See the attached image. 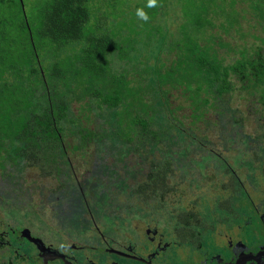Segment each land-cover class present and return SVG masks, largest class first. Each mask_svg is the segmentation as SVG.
<instances>
[{
  "label": "trees",
  "instance_id": "obj_1",
  "mask_svg": "<svg viewBox=\"0 0 264 264\" xmlns=\"http://www.w3.org/2000/svg\"><path fill=\"white\" fill-rule=\"evenodd\" d=\"M6 1L0 0L2 3ZM17 1L20 16L17 28L29 33L26 36L31 51L24 55L25 67L18 68V61L11 59L8 48L3 47V43L8 41L14 45L15 41L18 43L17 38L21 35H10L8 31L13 23L4 19L5 28L0 29L1 74L11 78L16 72L23 81L24 95L17 100V114L7 117L6 123L0 121V132L5 138V141L2 139L0 142V151L4 150L6 153L2 157L8 158L13 165L16 164V169L20 171L26 167V161L56 162L57 154L62 151L58 146L64 143L67 135L64 131L67 130L72 131L79 140V144H76L78 149L92 142L100 145L107 143L105 139L111 140L114 145L112 152H118L122 156L118 159L122 160L132 152L138 153L143 160L147 158H144L145 153L147 155L149 151L159 152L162 157L157 159L158 156L155 155L150 174L146 173L142 180L136 177L139 180L136 189L132 183H128V176H124L119 182L124 191L130 187L132 192L145 193L142 198L148 199V193L164 197L174 187L165 178V167L170 156L174 155L173 149H164L163 146L166 143L177 144L179 165L182 164L180 167L185 170L182 175L187 176L185 181L194 185L199 183L195 169L197 165L193 163L199 162V159H191L189 153L197 150L198 157L202 155L205 156L204 161H211L216 158L215 153L205 147L214 143L189 132L180 119L175 114L173 116L168 90L164 85L178 80L175 76L177 72L179 77L180 72L174 71V79L166 76L163 87L160 86L155 93L140 84L144 90L138 98L131 87L124 85L129 82L130 72L116 71L113 61L109 59L119 50L120 42L116 36L119 32L110 30V17L98 5L97 0H48L49 3L40 11V22L35 24L36 31L27 22L28 17L21 1ZM95 4L102 16L98 17L97 9L98 14H94L93 18L92 12L97 8ZM211 15L208 22L192 24L195 30H207V34L203 35L207 37V42L208 38H213L211 35H215V32L211 31L219 24ZM260 18L264 19V16ZM232 19L221 20L217 27L232 31L230 25L236 21ZM207 25L209 26L206 27ZM195 30L189 35L196 36L199 43L203 38ZM262 40L263 46L259 45V48L249 54L242 51V57L230 63L217 56L214 48L206 42L202 44V54L199 51L201 45L194 41L189 42V46L184 49L187 88L192 93L197 109L193 115L202 118L211 112L215 113L216 118L210 119L212 121H208L209 124L220 130L225 141H222L223 144L234 138L231 142L236 144L238 159H242L252 169L253 174L260 167V155L257 151L251 155L249 150L260 142L262 136L256 133L253 137L244 132V118L229 105L226 95H231L237 86L235 82L238 81L241 83L240 88L250 94L260 92L258 99L264 104V39ZM70 50L73 51L69 53ZM44 61L48 62L47 69L43 66ZM182 74L186 76V73ZM149 93H152L155 101L148 100ZM76 100H85L89 110L95 112L102 126L98 131L83 126L75 118L72 107ZM263 117L259 119V128L264 127ZM103 125H107V128ZM193 144H198L199 148L194 149ZM116 152L112 154L116 155ZM203 152H208V155ZM170 162L169 165H174ZM202 165L206 166L205 163ZM108 166L113 169L112 165Z\"/></svg>",
  "mask_w": 264,
  "mask_h": 264
},
{
  "label": "flooded vegetation",
  "instance_id": "obj_2",
  "mask_svg": "<svg viewBox=\"0 0 264 264\" xmlns=\"http://www.w3.org/2000/svg\"><path fill=\"white\" fill-rule=\"evenodd\" d=\"M261 136L264 141V132ZM231 141L221 143L224 149L235 150ZM58 148L62 151L56 162H34L46 175L57 174V184L49 190L52 206L34 209L26 193L14 194L23 172L15 166L17 191L0 192V264H264V145L259 176L249 167L251 172L244 178L228 155L209 147L216 158L200 163L212 170L200 176L199 183H213L219 189L212 203L200 193V200L209 202V207L203 206L211 222L201 217L204 209L197 208L198 201L190 208L174 200L168 203L171 190L164 197L148 193V199L142 198L145 193L123 191L119 182L124 176L136 189V177L142 180L149 175L152 163L140 173L139 160L131 170L126 160L97 159L91 171L80 177L67 145ZM106 151L97 157L114 155ZM167 164L168 183L177 169L185 171L172 156ZM10 197L16 198L8 202Z\"/></svg>",
  "mask_w": 264,
  "mask_h": 264
},
{
  "label": "rangeland",
  "instance_id": "obj_3",
  "mask_svg": "<svg viewBox=\"0 0 264 264\" xmlns=\"http://www.w3.org/2000/svg\"><path fill=\"white\" fill-rule=\"evenodd\" d=\"M97 1L98 5L102 6L105 14L110 17V30L119 32L118 35H116L120 42L119 50L109 59L113 61L112 64L116 71L121 72L122 70H127L130 72L128 76L129 82H125L124 85L131 87L132 92L136 93V96L139 98V95H141L140 92L144 90V87L149 88L151 92L155 93L156 89L160 88V86L163 87L162 85H164V80L167 77L174 79V71H179V77L177 72L175 76L178 80L164 85V88L168 90V98L170 108L173 110V116L175 114L189 132L203 136L204 139L206 138L205 140L214 143L212 146L214 145L219 151L228 155V159L235 165L237 173L242 178L247 176L248 173L251 172L248 165L245 164L242 159H238L237 150L224 149L223 144H221L224 140L220 130H218L215 125L209 124L208 121H212L210 119H215L216 114L211 112L202 118L193 115L197 109L196 103L193 102L192 93H190L187 88L188 75L187 66L185 64L186 58L184 55L186 48L189 46V42L192 43V41H194L198 43L196 36L192 37L189 35L190 32L195 30L192 24L200 21L201 23L208 22L211 14L219 24L221 20L224 19L233 18L232 20L236 21L234 24L230 25L232 31H226L228 28L222 30L220 27H217L219 24H217L216 27L214 26L215 28L211 32H215V35H211L213 38H208V42L207 37L203 36L207 34V30L196 29L195 32H198L203 38V40L200 39L198 43L201 45L199 48L201 54L204 53L202 44L206 42L214 48L213 51L217 52V56L224 59L226 63H230L241 58L242 51L249 54L252 53L255 48H259V45L263 46L264 19L260 18V16H264V0H157L156 7H148V0ZM23 3L28 17L27 22L30 26L32 25V30L36 31L35 24L37 25L41 18L40 11L49 2L48 0H23ZM95 6L97 7V4H95ZM139 8H143L150 17L147 23L137 17L136 11ZM95 9L92 12L93 18L98 14L97 9L99 8L97 7ZM18 11L19 3L17 0H7L5 3L0 2V20H2L0 29L5 28L3 22L5 21L4 19H7L9 23H13L9 27L8 33L10 35H21L17 38L18 43L15 41L14 45L10 44L8 41L7 43H3V47L8 48V55H10L11 59L18 61V68H20L25 67L23 62L24 55L28 51H31V48L26 36L29 35V33L23 32L17 28V23L20 21ZM99 16H102L100 14V9L98 17ZM230 16L232 18H230ZM208 26L209 25L206 27ZM191 29L193 30L191 31ZM211 36L208 35L210 38ZM72 51L73 50H70L69 53ZM12 63H14V61ZM43 66L47 69L48 62L46 63L44 61ZM169 70L172 71L170 72ZM1 72L2 70H0V121L6 123L7 117H10L11 114H17L19 110L17 100L24 95V88L23 81L16 75V72L14 75L12 74L11 78L2 76ZM182 73H186V76ZM152 78H154V80H152ZM235 83L237 86L231 95H226L229 105L235 108L237 113L244 118V132L253 137L256 136V133L262 134L264 130L258 126L260 123L259 119L261 116H264V104L258 99L260 92L252 95L247 90L240 88V82L236 81ZM147 98L150 101H155L152 93H149ZM85 100H76L73 102L72 112L83 126H88L98 131L99 128L102 127L100 126L101 122L98 120L95 112L89 110L90 108L85 103ZM200 103L203 105L202 101ZM103 127L107 128V125H103ZM69 131L70 130H67V132L64 131L65 134L67 133L64 137V143L68 147L70 159L73 161L80 177L91 171L95 160L102 159L112 163L113 161H118V158L121 156L115 151L116 156L105 155L104 157H97V154L99 155L102 153L99 148L102 150L106 149L107 153H115L112 152V150H114V145L109 139H105L107 143L100 144L101 146L96 142H92L88 147L78 149L75 146L79 144V140L71 133L72 131ZM107 131L109 132V129H107ZM0 135L2 136L0 137V142L2 139L5 141L3 133L0 132ZM9 141L10 140L7 141L8 144ZM3 144L8 145L5 143ZM263 145L264 141L260 139L258 144L252 146L249 153L254 155L257 151L259 155H262L260 147ZM198 146V144L192 145L194 149L199 148ZM163 147L164 149L169 147L173 149L174 155L172 160L176 165L179 164V153L176 151L179 149L178 145H169V143H166ZM209 147L211 146L208 144L205 148ZM200 150H203V148H200ZM4 154H6L4 150L0 151V192L12 191L14 193V191H17L14 182L15 177H17V172L13 168L16 164L12 165V161L8 160V158L5 159L6 157H2ZM145 157L147 158L143 160L138 153H129L125 159L127 161L126 165L133 170L134 161L139 160L140 173H143L148 170L152 160H155V157L159 159V157H162V154L149 151L147 155L145 153L144 158ZM189 157L195 160L199 159V162L193 161L194 165H197L195 169L198 179L200 176L211 173L212 168L200 166V163L204 162L205 156L201 155L198 157L197 150L191 151ZM241 162L244 165L241 164ZM31 163H27L26 161V167L23 172L20 173L22 175V184L18 188V192L14 194L17 196L19 192H24L27 194L26 198L29 206L34 209L44 208L47 207L45 204L48 206L51 205V202H48V198H50L49 196L51 195L49 190L56 186L57 174L49 173L46 175V172L39 167V164L37 166L36 163ZM142 164L144 166H142ZM258 165L261 166L259 163ZM120 169L121 171H125L124 167ZM183 173V170L177 169V172L171 177L172 182H170V184L172 185L173 183L174 187L169 192L166 200L168 203H172L173 200L178 201L177 205L184 208L195 207V203L198 201L197 208L204 209L201 217L211 222L212 219H209L208 210L204 208V206H208L209 202H204L202 199L200 200V193L205 194L212 203L214 200L213 196L215 197V193L219 192L218 187H214L213 183H200L199 186L190 184L183 179L187 177H184V175H182ZM255 173L259 176V167L256 168ZM134 175H136L135 172ZM140 176H142V174ZM112 187L113 185H110L109 190ZM130 190L131 188L129 187L127 191L129 192ZM236 192V194H238L239 190L236 189ZM2 196V193H0L1 198ZM15 198L16 197H10L8 200L5 198V200L9 202L12 199L15 200ZM259 198H253L254 202L258 201ZM18 201L22 203L21 198L18 199ZM237 203L239 202L237 201Z\"/></svg>",
  "mask_w": 264,
  "mask_h": 264
},
{
  "label": "clouds",
  "instance_id": "obj_4",
  "mask_svg": "<svg viewBox=\"0 0 264 264\" xmlns=\"http://www.w3.org/2000/svg\"><path fill=\"white\" fill-rule=\"evenodd\" d=\"M148 7H156L157 6V0H148ZM136 15L139 19L143 20L145 23H147L150 19L148 14L144 11L143 8H139L136 11Z\"/></svg>",
  "mask_w": 264,
  "mask_h": 264
},
{
  "label": "water",
  "instance_id": "obj_5",
  "mask_svg": "<svg viewBox=\"0 0 264 264\" xmlns=\"http://www.w3.org/2000/svg\"><path fill=\"white\" fill-rule=\"evenodd\" d=\"M21 1H22L23 10L25 11L23 0H21ZM25 14H26V11H25Z\"/></svg>",
  "mask_w": 264,
  "mask_h": 264
}]
</instances>
